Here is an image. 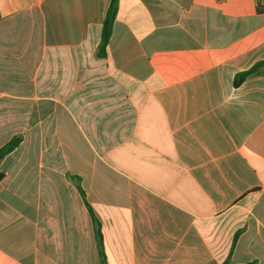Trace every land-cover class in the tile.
<instances>
[{
    "label": "crops",
    "instance_id": "obj_1",
    "mask_svg": "<svg viewBox=\"0 0 264 264\" xmlns=\"http://www.w3.org/2000/svg\"><path fill=\"white\" fill-rule=\"evenodd\" d=\"M111 3L0 0V264H264L258 0Z\"/></svg>",
    "mask_w": 264,
    "mask_h": 264
},
{
    "label": "trees",
    "instance_id": "obj_2",
    "mask_svg": "<svg viewBox=\"0 0 264 264\" xmlns=\"http://www.w3.org/2000/svg\"><path fill=\"white\" fill-rule=\"evenodd\" d=\"M117 3L118 0H112V3L109 7V10L107 12L106 18L103 23V28H102V34H101V43L99 46V51L98 55L102 58L106 57V51L107 47L110 41V38L112 36L113 32V26H114V21L116 19L117 15ZM258 12H264V5H263V0H258ZM264 68V61H260L256 63L254 66H252L250 69L241 72L236 75L235 80H234V86L238 87L240 86L247 78L250 76L257 74L260 72V70ZM22 142V136L16 135L14 136L8 143H6L3 147L0 148V165L2 161L10 155L12 152H14L19 145ZM4 175L0 174V180L3 179ZM78 184V189L81 193V195L85 198V193L82 190L81 184ZM92 221L94 224V229H95V235L98 243L99 250L101 252V257H102V262L103 264L105 263V254H104V244H103V235L101 231V223L95 216L92 208L88 205ZM238 235H236L237 239ZM235 239V241H236Z\"/></svg>",
    "mask_w": 264,
    "mask_h": 264
}]
</instances>
